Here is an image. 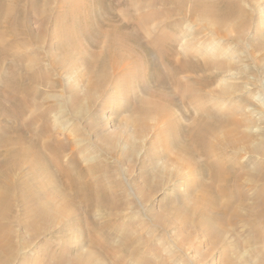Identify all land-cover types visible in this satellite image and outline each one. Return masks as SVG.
<instances>
[{
	"label": "bare ground",
	"instance_id": "1",
	"mask_svg": "<svg viewBox=\"0 0 264 264\" xmlns=\"http://www.w3.org/2000/svg\"><path fill=\"white\" fill-rule=\"evenodd\" d=\"M108 1V4L103 6L102 0H0V99L4 97L9 103L6 107L0 100V111L6 118L0 120V254L10 249L12 252L15 224L19 223L24 230L34 232L39 238L51 231L54 218L60 216L70 220V223L64 225L60 231L66 233L73 227L78 228L81 243L76 247V256H70L66 249H60L56 260L66 259L69 261L67 263L72 264H100L99 260L103 258L116 259L120 264H129V259L141 264L156 261L138 251L140 244L143 250L144 246L140 243L142 240L144 244L148 242L142 234L145 239H141L142 237L138 239L137 234L140 232L136 230L132 232L131 217L127 221L122 218V222L126 221L132 226H126L125 231L120 224L113 222V220L119 222L120 215L117 219L111 215L108 217V214L105 217L104 207L108 206V210L119 209L122 205L128 208L122 185L120 189L123 199L120 201L110 189L112 184L108 188L104 183L106 180L100 178L101 176L94 177L95 166L89 165L92 161L83 159V162H87V166H82L83 168L80 166L82 161L80 162L75 154L66 161L64 159L66 151L61 144L63 141L60 136L54 135L53 130H49L48 123L42 120L45 117L38 118L42 122L40 121L41 124L37 128L34 127L37 121L35 123L32 121L34 124L28 125L24 120L21 121L29 110L28 105H32V101L39 98L42 93L37 90L38 84L40 88L48 89L66 85L71 100L70 110L73 108L75 110L76 104L83 99L84 94L79 93L75 80L69 86V81L65 82L66 76L63 77L61 72L62 69H66V65H71L74 69L77 54L81 56V64L90 71V77L85 83V87L89 89L86 97H90L93 91L105 88L106 83L112 78L109 68L114 72L117 67L124 70L123 75H120L126 80L127 101L132 97L134 100L127 103V108L134 114L139 113L129 115L125 121L129 126L135 127L132 130L135 136L149 127V117L157 118L161 114L169 118L170 127L175 129L178 127L174 113L170 111L168 105L176 103L174 87H177V92L178 89L180 92L183 91L182 96L187 100L191 96H197L199 91L207 96V88L213 87L212 83L221 79L225 90L231 92L229 96L244 95L246 101L248 96L245 94L258 85V76L254 77L256 75L254 71L251 74L250 68L245 69L241 65L240 57L231 49L235 47L249 54L259 53L257 57L251 55L250 58L254 59L253 66L255 64L258 69H264V0H117V3ZM119 2L122 3L120 8ZM104 40L106 44L104 53L94 52L92 47L98 49ZM213 49L221 51L219 53L215 50L218 52L213 54ZM229 51L232 55H225ZM145 60L150 62L154 69L152 75L148 76H152L150 78L161 88V91L160 89L153 91L154 96L159 97L160 103L151 100L154 98L142 99L140 92L129 96L133 93L130 86L133 83L137 84L135 79L138 73H142L146 68L145 66L142 69V62ZM48 72H53L54 78L48 80L51 74ZM142 74L145 81L149 73L144 71ZM194 85H200L199 89ZM215 87L210 89L214 92ZM148 89L150 88L144 86L142 92L150 93ZM219 96L223 100L228 97L225 94ZM54 98L51 95L43 97L53 100ZM186 102L189 105L193 104L192 99ZM200 104L202 105H196V109H203V113L196 112L197 118L193 120L194 130L187 136L188 140L197 144L196 147L190 146L186 138L181 141L177 131L172 135V130L164 158H168L172 165L188 169L193 177H199L190 181L189 190L194 191L197 188L202 192L197 202L203 206L204 210L201 208L200 212L207 218L204 220L207 223L202 224L200 221L199 223L216 236L221 232L222 227L218 225L221 224V216L225 215L227 210L231 211L228 209L231 199L222 205V198L225 196L230 198L231 194L230 188L221 185L223 182L228 183L229 178L224 175L230 174L234 179V185L240 177L237 176L238 173L226 170L220 161H211V157L215 158L212 156L215 154L214 146L216 143L220 145V142L224 143V146L236 143L238 138L243 136L239 133V127L248 125L250 121H247V117L238 119L234 112L212 116L204 109L203 102ZM209 104L216 108L218 105L213 101ZM129 111L126 110V113ZM142 113L144 116L140 115ZM60 120L58 119L57 123ZM73 128V132L69 133L66 139L72 144L71 149L74 147L79 149L78 141L75 138L71 139L78 132L77 128ZM222 143L221 147L219 145L216 147L219 148L217 154L221 159L224 154ZM110 144L113 149L114 142L111 141ZM174 148L178 152L174 151ZM180 153L183 154L182 158L178 155ZM148 154L153 170L144 175L146 181L152 174L161 173L162 161L157 151L152 149ZM201 154L208 161L200 164L195 157ZM208 174L212 176V184L203 181ZM146 189L144 187L140 193L146 195ZM233 189L232 194L235 191ZM259 194L262 197V193ZM234 196L235 193L232 200L237 199ZM146 197L148 196L144 198ZM167 204L163 207L166 208ZM182 205L183 207L174 206V212L177 215L175 221L180 223L178 231L185 232L188 226L193 227L196 223L193 215L195 206L191 204L189 198H185ZM147 212L156 215L152 208ZM263 212L256 216L263 217ZM163 213L155 216L158 223L166 222ZM232 215L235 216L236 213ZM226 218L224 217L223 221ZM200 224L196 226L201 230L203 227ZM107 229L111 231L110 234H121L123 245L120 251H109L111 241L105 243L100 239L99 233L107 232ZM135 231L138 238L134 237ZM60 243L63 246V240ZM223 254L224 257L227 256L226 246ZM48 255L51 257L52 253L49 252ZM1 256L0 264H6L1 262ZM55 256L53 255V258Z\"/></svg>",
	"mask_w": 264,
	"mask_h": 264
},
{
	"label": "rangeland",
	"instance_id": "2",
	"mask_svg": "<svg viewBox=\"0 0 264 264\" xmlns=\"http://www.w3.org/2000/svg\"><path fill=\"white\" fill-rule=\"evenodd\" d=\"M110 1H113V3H117V0ZM108 2V0L107 2L106 0H102V5H106L108 4ZM121 2H119L118 8H120ZM116 15L118 16V13ZM104 44L105 40L98 49L97 47H92L94 49V52H100V54L104 53V49L106 48V44ZM213 50V54L218 51L220 53L221 51V49ZM234 50V54L240 57L241 65L244 66L245 69L250 68L251 74H253L254 71V75H256L254 77L258 76V79L256 78L258 85L255 86L254 89L252 88V90L247 92L248 94H245L246 96H248V100L244 101V95L235 96L234 94L233 96H229L231 92L225 90V85L221 83L220 78V80L217 79L215 83H212L214 84L213 87L207 88V91H212H206L207 96L205 94H201V92L199 91V96H189L190 98H188L187 100H185V96H182L184 92H180L179 89L177 92V87H174V93L177 98L176 103L168 105L170 107V111H173L176 122L178 123V127L176 129L175 127H170L169 118L166 115L163 116L161 114L159 117L156 116L157 118L149 117V127H146V129L140 135L135 136L132 132L135 127H133L132 125L129 126L125 123L128 117L135 115L136 113L134 114L130 112L127 108V105L129 104L128 102L131 103L134 100L132 97L131 100L128 99L127 101V88H125L126 80L124 76H121L123 75L122 73L124 70L122 71V69L117 67V69H114L116 70L114 72L111 68H109V70L112 72V78L109 79V81L106 83V85L104 86L105 88L102 90L93 91L90 96L91 98L86 97L85 94L88 93L89 89L85 87V83L90 77V71L86 66L81 64L80 54L76 55L78 59L76 58L77 61H75L76 63L74 62V69L73 66L66 65V69H62L61 72L63 77L66 76L64 77L65 82L69 81V86H71L73 80H75V83L78 84L77 89L79 93L84 94L83 99H81L80 102L76 104L75 110L74 108L72 111L70 110L72 109L71 105L69 104L71 100L69 99L70 94L67 92L66 85H63V87H54V89L43 87L42 89L40 88V84H38L36 86L37 90H40L39 93H42H40L39 98H37L35 101H32V105H28L27 108H29V110L26 112L27 114L25 113L23 115L25 117L21 118V121L24 120L27 125L29 123L34 124L37 121V123H35L34 125V127L36 128L41 124L42 120H44L45 123L47 122V125L50 128L49 130H53L54 135H57V137L60 136L63 141L61 144H63L64 150L66 151L64 159L66 161H69V158L73 154H75L76 156H78L80 162L82 161V165H80L81 167L87 166V162L84 161V163L83 159L92 161V164L90 163L89 165L95 166V169L93 170L94 177L98 178L101 176L100 178H103L104 181L106 180L104 183H106L108 188L113 185L110 189L111 191H113L115 196L120 199V201L123 199V197H121L122 189H120L122 185L123 194H126L125 200L127 201V205H129L127 206L128 208L122 205L120 206L121 208L118 206L119 209L109 208L108 210V206L104 207L103 210L106 213L105 217H107L108 214V217L111 215L113 218L117 219V217L120 215L119 222H117V220H113V222L120 224L123 227L124 231L127 227L131 226V224L129 225L126 222L131 217V222L133 225L132 232H134V230L140 232V234H137L135 231L134 235L137 234L139 238L137 237V235L134 237L140 239L142 236H144L147 239H145L144 237H142L141 239H145L149 243L148 244L146 242L147 244H144L145 242H142L144 241L142 240L140 243H142V246H144L143 250L140 247L141 244L138 247V249L140 248V250H137L143 252L140 253L142 255L147 254L148 256H151L152 261L154 259L156 260L151 264H264V215L263 217H261V215L256 216L259 213L262 214L261 212L264 211V69H258L257 66L255 67V64L253 66L254 59L251 60L250 58L251 55H254V58L257 57L259 53L251 54V52L249 54V52H244L235 47L234 49H231V51L233 52ZM229 53L230 51L225 55H232V52L230 54ZM149 63L146 60L144 63L142 62V69H144L146 66V70L144 69V71L149 73L147 74V76L152 75V70H154ZM146 64L149 66V68ZM249 65L250 67H248ZM117 70L121 72H118ZM72 71H75V73ZM48 73H51L48 77V80L54 78L55 74L53 72ZM113 73H115L116 75ZM142 73H138L137 78L135 79V83L137 84L133 83L130 86L133 93L129 94V96L135 95V93L137 94V92H140L139 94L141 96H139L142 99L145 100V98H154L151 100L155 103H160L159 97H155L153 91H158V89H160L159 91H161V88L157 86L152 78H150L152 76L146 77V80L144 81V75ZM57 78L60 79L59 76ZM118 78L121 80H119ZM140 79L143 81H141ZM147 82L149 84H147ZM144 86L150 88L148 90L151 91V94L142 92ZM194 86L197 87V89H199L200 87V85ZM214 87V92L217 95L213 92V89H210ZM219 91L222 92L220 93ZM45 94L54 96V100L43 99V97H46ZM223 94H225V96H228L225 97L224 100L220 98L221 96H219ZM3 98L0 99L3 101L2 104H4L6 107L9 106L7 99ZM190 99H192L193 101L192 105H189L186 102ZM210 100L215 103L217 102V108L212 107L209 104L211 102ZM202 102L205 106L204 109L208 110L212 116H216L220 113L227 114L229 112L231 114L235 113L234 115L237 116V118H248L247 121H250L248 122V125H242L239 127V133L243 136H240L236 143H234L237 147H235L234 144H226L227 146H224V143L220 142V145L222 143V147L224 146V154L222 155V159L217 154L219 152V150L217 151V149L219 148L216 147H218L219 144L216 145L217 143H213L215 144L214 147L215 151L217 152L214 151L216 155H212L215 158L212 159L211 157V161H220L222 166L224 168L226 167V170H230L231 173H238L237 176L241 178H238L236 185H234V179L231 178L230 174L224 175L229 179L228 183H221L222 187L226 186L228 189L230 188V190L234 188V198L236 197L237 199L232 200V196L234 194H232V190H229V193L231 192L232 194H230V198L228 196H225L228 198H222V205L227 204L228 200L230 201L231 199V203L229 202L230 206L228 209L232 212H228L227 210L226 214H223L221 216L222 225L220 223L218 225L222 228L220 235L216 236L207 231L206 227H203L200 224H203L205 222L207 223V221H204L207 218H204L203 214L200 212L202 211L203 206H201L197 202V199L201 197L202 192H199L197 188H195L194 191L189 190L191 182L195 178L198 179L199 177H193V174L190 173L188 169L184 167L179 168V166L177 165H172L168 158H164L166 149L169 145V139L174 134V131H177L176 133L178 134V137L181 138L180 140L184 141L185 138L187 139L188 133L194 130L193 124L195 119L197 118L196 112H199V114L203 113V109L197 110L196 105H202L200 104ZM34 104H36V106ZM57 104H59V107H57ZM68 105L69 107H67ZM13 108L15 107L13 106ZM53 109L55 110L53 111ZM125 109L130 113H126ZM140 115L144 116L143 113ZM33 116H35L37 119H42L44 117L45 118L42 120H37L34 119L35 117ZM58 119L61 120L57 123ZM0 120H6V118L1 114V111ZM26 121H28V123ZM62 123L64 124V126H62ZM73 127L77 128L78 134L76 133L73 137H71V139L75 138L80 145L79 149L76 147L73 148L75 151L71 149L72 144L67 142L66 139V137L69 136V133L71 134L73 132ZM219 132H221L220 129ZM51 136L52 134L50 135V137ZM111 141H113L115 144L113 149L110 144ZM187 142L190 146L193 147H196L197 145L194 144V141H190V139ZM187 142L185 141V143ZM220 145L219 147H221ZM228 146L233 148H228L231 149L228 150ZM197 147L199 148V146ZM152 149L153 151H157L162 159L161 173H159V175L152 174L150 176L151 178L147 179L146 181V179L143 178L144 175H146L148 171L153 170V164L152 162H150V160H148V156L150 155L148 153H151ZM174 151L178 152L176 149ZM178 155H180V158H182L183 156V154L181 153ZM195 158H198L197 161H199L200 164L203 161H208V159L206 160L202 157V154L197 155ZM64 159L63 161L66 162ZM184 169H186L187 171ZM206 176L207 177L203 178L204 183L212 184V176H210L209 174ZM119 180L120 182H118ZM237 183H240V185H237ZM219 186L220 185H218V188H220ZM235 186L237 189L239 188L238 191ZM144 187L147 188L146 195L148 197L146 198H144L146 196L145 194L142 195L140 193L142 192ZM260 192L262 193V197L259 194ZM242 194H244L245 196H243ZM236 195H238V197ZM185 198H189L191 204L195 206L193 215H195L194 220L196 223L193 224V227L188 226V229L183 232L180 230L178 231L180 223L175 221L177 215L174 212V206L183 207L182 203ZM241 198L242 200L240 201ZM144 201L148 202L145 203ZM166 204L167 206L166 208H164L163 206ZM151 208L152 210H154L156 217L158 216V214H162L164 212L163 214L166 222H163L162 224L158 223V221L156 220L157 218L150 214V212H147L148 209L150 210ZM232 213H236L237 216L232 215ZM224 217L226 218L225 221H223ZM122 218H125L126 221L122 222ZM69 223L70 220L66 219L65 217H55L53 226L51 228L52 232L50 231L47 234L40 236L39 238L34 235V232L24 230L23 226L21 227L19 223L15 224L14 226L16 233L12 238V252L10 249L9 251H5V253L0 254L2 255L1 262H6V264H72L67 263L69 261H66V259L56 260V258L60 254L59 252H61L60 249H66V252L69 253L70 256L74 257L77 255L76 247L81 243V238H79L80 236L77 233L79 232L78 228L76 229L73 227L66 233L60 231V229L64 225H68ZM197 224H200L203 228H201L200 230V228H197ZM110 233L111 231L109 230L107 232L104 231V233H99V237L105 243H109V241H111L109 245L110 247L108 246L110 248H108L109 251H120L123 245V242L121 241V234L119 235L118 233ZM148 237H150L151 240H149L150 238ZM61 240H63V246H61ZM225 246L227 248L226 257H224L223 254ZM48 251L52 253L51 257H49ZM123 251H125L124 248ZM53 255H56L55 258H53ZM99 261L100 264H120V261L116 259L112 260L109 258H103ZM131 261L133 260L129 259V262L131 264H141L137 261H133L134 263Z\"/></svg>",
	"mask_w": 264,
	"mask_h": 264
}]
</instances>
